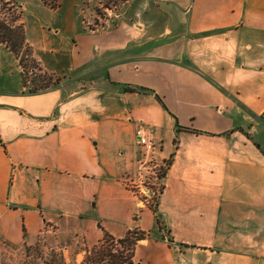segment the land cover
<instances>
[{"label": "crops", "instance_id": "crops-1", "mask_svg": "<svg viewBox=\"0 0 264 264\" xmlns=\"http://www.w3.org/2000/svg\"><path fill=\"white\" fill-rule=\"evenodd\" d=\"M104 1L73 3L47 33L25 19L57 85L29 93L0 44V262L48 225L68 246L43 245L67 262L80 236L92 248L138 229L139 264H264V0H129L90 32ZM139 123L168 164L154 208L125 184Z\"/></svg>", "mask_w": 264, "mask_h": 264}, {"label": "rangeland", "instance_id": "rangeland-1", "mask_svg": "<svg viewBox=\"0 0 264 264\" xmlns=\"http://www.w3.org/2000/svg\"><path fill=\"white\" fill-rule=\"evenodd\" d=\"M62 6L59 10H51L46 7H44L40 0H0V21L4 22L7 26L14 28L21 26L22 21L24 23V31H25V37L27 34V25L25 23V19L28 21V27L31 29L33 26L35 27V23L41 19L43 21V24L45 25V31L50 32V30H53L54 28H60V24L67 18H69L70 11L72 9V4L79 1V0H61ZM123 2H126V0H106L100 5H98L95 9V17H90L88 20L85 18L83 20V24L87 30V23L90 20H97L98 17L103 15V6H109V4H117L121 5ZM23 7V10H21ZM22 12V14H20ZM20 14V15H19ZM93 18V19H91ZM38 24V22H37ZM36 24V26H37ZM116 25V24H115ZM102 25H99L98 27L92 26L91 28H94V30H89L90 32H99L108 28H112V26L108 28H101ZM97 28V29H96ZM1 44V43H0ZM4 45V44H1ZM5 46V45H4ZM6 47V46H5ZM7 48V47H6ZM28 48L27 50L30 52L28 56L31 58L35 65L34 67H31L29 64V67L27 68V87L33 88L35 86L39 87H51L53 85H57L61 83V78L58 77H51L47 73H44L42 70V67L40 63L33 58V52L32 48L25 43L24 49ZM22 52H25L24 50ZM18 61V60H17ZM58 78V79H57ZM34 81V83H33ZM140 151V149H139ZM140 160L142 159V152L140 151ZM160 158V157H159ZM139 160V161H140ZM159 161V160H158ZM161 161V160H160ZM164 162V161H163ZM164 164V163H162ZM166 171L162 170L161 174L165 175ZM127 179L125 178V183L128 184ZM161 191V189H160ZM160 193V192H159ZM159 193L155 196H152V201L154 198V203L150 207L154 208L157 203V198L159 196ZM155 195V194H154ZM137 218V217H136ZM138 230V229H134ZM40 244H42L41 248L47 253L50 251V248L45 247L43 244H45L48 247H67V243L65 240V237L63 234L59 233L56 227L52 226H45V231L43 234L39 236L38 239ZM37 240V241H38ZM68 242V241H67ZM37 243V242H36ZM83 239L80 236L78 239H74L72 244L69 245L67 248V258L70 260L68 263L71 264H80L82 260L84 259L85 254L80 255L79 257H76V253H79L83 248H86V245L83 244ZM34 246V245H33ZM12 254L9 255L10 259L8 261H2L0 264H28L29 262H32L34 259V254L29 257V254L27 253L26 249L23 248L19 252H11ZM78 262H75V259ZM137 264H139L138 259H136Z\"/></svg>", "mask_w": 264, "mask_h": 264}, {"label": "trees", "instance_id": "trees-1", "mask_svg": "<svg viewBox=\"0 0 264 264\" xmlns=\"http://www.w3.org/2000/svg\"><path fill=\"white\" fill-rule=\"evenodd\" d=\"M41 2L53 10L61 8V0H41ZM21 14V13H20ZM19 14V15H20ZM0 43L4 44L17 58L18 64L22 70L23 83L27 87V68L29 64L34 67L35 62L29 58L30 52L24 49L26 43L23 24L11 28L0 21ZM25 52H22V51ZM34 83V81H33ZM48 87L35 86L28 88L29 93H35ZM146 234L139 230H130L122 238H116L109 233H105L101 241L92 248H86L84 259L80 264H137L136 249L139 242L145 239ZM41 244L26 248L29 257L34 254V259L28 264H71L68 263L61 251L50 249L45 252Z\"/></svg>", "mask_w": 264, "mask_h": 264}, {"label": "built area", "instance_id": "built-area-1", "mask_svg": "<svg viewBox=\"0 0 264 264\" xmlns=\"http://www.w3.org/2000/svg\"><path fill=\"white\" fill-rule=\"evenodd\" d=\"M128 2L129 0L121 5L111 3L109 6L101 5V7H104V14L98 17L97 20H89L87 23L88 29L92 31L94 30V28H91L92 26L98 27L99 25H102L101 28L104 29L114 26L123 17ZM135 136L137 145L142 152V159L139 161L138 174L127 179L128 184H125L135 198L151 206L154 203L155 196L162 188V180L165 175L161 174V171H167L168 164L160 161V141L155 127L139 123L135 129ZM152 196H154L153 201L151 200Z\"/></svg>", "mask_w": 264, "mask_h": 264}]
</instances>
